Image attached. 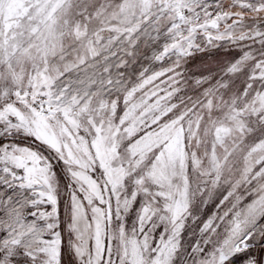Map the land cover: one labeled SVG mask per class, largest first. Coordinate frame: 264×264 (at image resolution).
<instances>
[{
	"label": "snow or ice",
	"instance_id": "snow-or-ice-1",
	"mask_svg": "<svg viewBox=\"0 0 264 264\" xmlns=\"http://www.w3.org/2000/svg\"><path fill=\"white\" fill-rule=\"evenodd\" d=\"M0 264H264V0H0Z\"/></svg>",
	"mask_w": 264,
	"mask_h": 264
},
{
	"label": "rangeland",
	"instance_id": "rangeland-1",
	"mask_svg": "<svg viewBox=\"0 0 264 264\" xmlns=\"http://www.w3.org/2000/svg\"><path fill=\"white\" fill-rule=\"evenodd\" d=\"M208 54L205 53H196L194 57L189 61V69L192 74H198L201 68V65L209 61Z\"/></svg>",
	"mask_w": 264,
	"mask_h": 264
}]
</instances>
